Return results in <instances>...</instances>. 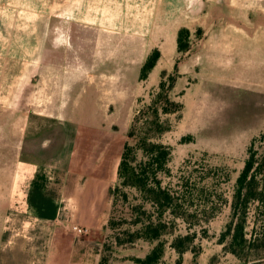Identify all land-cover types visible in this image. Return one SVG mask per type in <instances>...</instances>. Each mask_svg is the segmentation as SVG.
I'll use <instances>...</instances> for the list:
<instances>
[{
	"label": "rangeland",
	"instance_id": "374dc122",
	"mask_svg": "<svg viewBox=\"0 0 264 264\" xmlns=\"http://www.w3.org/2000/svg\"><path fill=\"white\" fill-rule=\"evenodd\" d=\"M153 1L156 0H122L109 8L99 0L95 3L93 0H0V107L18 106L20 162L10 190L0 193V203L13 204L14 208L16 203H23V185L31 175L26 174L29 167L24 166L25 162L37 166L48 163L62 146L63 131L55 119V115L61 114L51 109L66 106L71 89L76 86L74 94L78 91L79 95L75 97L76 104L70 103L67 111L75 108L71 114L79 122L96 124L101 113L110 107L108 114H103L114 118L121 129L125 126L124 142L135 145V139L127 138L133 117L149 105L162 74L174 75L175 66L176 82L169 96L182 104V110L162 117L172 129L158 139L170 148L167 167L174 176L173 182L181 172L186 174L192 169L204 172L209 167H218L228 174L220 188L231 199L249 144L264 133V0H238V7L242 3L247 7L242 17L234 13L232 6L236 3L202 0L201 10L211 12L215 26L235 24L244 28L242 35L232 34L228 50L206 45L208 38L204 40V30L208 27L203 25L201 17L190 26V17L178 16L190 12L192 0H178L184 7L166 11L171 19L162 25L171 28L185 22L180 27L189 31V50L185 53L177 51L174 38L177 34L150 32L149 28L154 30L160 22L142 23ZM93 21L97 22L95 25H122L130 31L115 33L114 48H88L95 34L87 30L77 33L76 27ZM134 43L141 44V48L127 45ZM154 50L160 52V58L147 79L139 81L140 69ZM111 54L112 64H97L98 58ZM104 74L114 77L116 87H107ZM105 93L109 95L107 99L102 98ZM3 115L0 112V121ZM5 146L0 135V159L9 151ZM140 159L138 153L137 160ZM186 162L189 165L184 167ZM162 179L165 183L169 181L166 177ZM118 183L116 186L120 188L108 215L116 225L99 235L100 260L101 264H138L134 259H143L157 241L135 238L131 243L119 245L116 237H126L124 232L136 227L131 224L136 215L145 219L148 214H154V208L150 203H140L137 190ZM4 215L0 209V226ZM166 219L173 222L168 233L161 237L165 244L158 264H178V254L171 242L176 235L187 232L192 235L193 250L183 253L181 264H239L219 243L229 219L227 203L208 221L203 212L188 216L187 220L166 213ZM193 251L197 252L195 259Z\"/></svg>",
	"mask_w": 264,
	"mask_h": 264
},
{
	"label": "crops",
	"instance_id": "0c3cea01",
	"mask_svg": "<svg viewBox=\"0 0 264 264\" xmlns=\"http://www.w3.org/2000/svg\"><path fill=\"white\" fill-rule=\"evenodd\" d=\"M96 1L93 0V3ZM102 1L104 6L111 8L116 1L122 0H99ZM225 1L228 5L236 3L232 6L235 7L234 13L237 17L244 16L247 9L244 7L245 3L238 7V0ZM197 3L198 0H192L190 12L178 13V16L190 17V26L201 17L203 25L208 27L204 30V40L208 38L206 45L228 50L232 44V34L245 33L242 26L235 24L215 26L216 23L211 20V12L201 10L202 0ZM178 6L184 7V3L178 0L153 1V7L145 11L142 23H161L154 30L149 28L150 32L178 34L185 22L178 21L181 24L171 28L162 25L163 21L171 19L166 13ZM92 23L76 27L77 33L87 30L88 33L95 34L96 38L92 39L94 42L88 48H114L115 33L130 31L122 25H95V21ZM174 38L177 40V35ZM127 45L141 48V44ZM113 59L112 54L101 57L97 59V64L109 65ZM107 75L104 74L107 87H116L114 77ZM75 89L76 86L70 90L71 96L66 106L51 109L52 112L61 114L55 115V119L59 120L58 124L63 131L62 146L48 163L37 166L25 162L24 166L29 167L25 170L26 174L31 175L29 174L26 185H23V203H16L15 208L13 204L10 206V203H0L1 211L5 212L0 226V264H99L102 251L99 235L107 228L126 128L123 126L121 129L114 118L103 114H108L110 107L105 109L108 112L101 113L96 124L79 122L71 114L75 108L67 111L70 103L76 104L75 97L79 93L77 91L74 94ZM94 95L98 112H101L96 91ZM102 95L105 99L109 96L108 93ZM117 103L120 104V101ZM0 112L4 114L0 121V135L6 142L5 149L9 150L0 159V193H3L10 190L14 172L20 163L19 109L15 105L1 106ZM22 205L26 208H21ZM74 224L85 229V232L73 231Z\"/></svg>",
	"mask_w": 264,
	"mask_h": 264
},
{
	"label": "trees",
	"instance_id": "16d2710c",
	"mask_svg": "<svg viewBox=\"0 0 264 264\" xmlns=\"http://www.w3.org/2000/svg\"><path fill=\"white\" fill-rule=\"evenodd\" d=\"M188 37L186 28L178 31V53L189 50ZM159 58L160 52L152 51L140 69L139 81L147 79ZM176 70L175 66L174 75L162 74L149 105L137 111L127 133V138L135 139L136 143H124L117 181L119 185L137 190L140 203H150L154 214H148L145 219L137 214L131 223L136 227L133 231H125L126 237H116L117 243H131L135 238L157 241L143 259L136 258L134 261L138 264H158L165 244L161 237L168 233L169 225L173 222L166 219V213L173 218L186 219L203 212L208 221L222 204L227 203L229 219L220 234L219 243L224 251L238 259L239 264H264V133L251 140L230 200L220 188L222 181L228 179V174L218 167H209L204 172L194 169L186 174L181 172L173 182L174 176L167 167L170 148L158 139L172 129V125L162 117L179 114L182 110V104L174 102L169 96L176 82ZM138 153H141L140 161L137 160ZM188 165L189 162H186L184 167ZM163 177L169 181L165 183ZM119 188L115 187L113 200ZM138 208L141 209L140 206ZM115 225L113 219H108V228ZM191 243L192 235L189 232L173 238L171 246L178 254V264H181L183 253L192 249ZM195 252L194 259L197 255Z\"/></svg>",
	"mask_w": 264,
	"mask_h": 264
},
{
	"label": "built area",
	"instance_id": "2783aa9c",
	"mask_svg": "<svg viewBox=\"0 0 264 264\" xmlns=\"http://www.w3.org/2000/svg\"><path fill=\"white\" fill-rule=\"evenodd\" d=\"M18 204V203H17ZM21 208L25 209L26 206L23 207V205L21 206ZM72 230L75 232H85V229H82L81 227H78L77 225H73L72 226Z\"/></svg>",
	"mask_w": 264,
	"mask_h": 264
}]
</instances>
